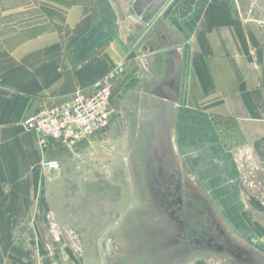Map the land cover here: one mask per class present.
<instances>
[{"label": "crops", "instance_id": "crops-1", "mask_svg": "<svg viewBox=\"0 0 264 264\" xmlns=\"http://www.w3.org/2000/svg\"><path fill=\"white\" fill-rule=\"evenodd\" d=\"M119 66L114 96L155 106L210 198L246 227L264 217L263 0H0V264H31L14 235L52 172L40 162L72 152L25 117Z\"/></svg>", "mask_w": 264, "mask_h": 264}, {"label": "rangeland", "instance_id": "rangeland-1", "mask_svg": "<svg viewBox=\"0 0 264 264\" xmlns=\"http://www.w3.org/2000/svg\"><path fill=\"white\" fill-rule=\"evenodd\" d=\"M118 90L115 82L109 127L45 174L29 231L14 235L27 262L264 264V217L245 216L243 227L228 215L200 183L201 170L185 167L169 132L160 138L155 106L116 97Z\"/></svg>", "mask_w": 264, "mask_h": 264}, {"label": "built area", "instance_id": "built-area-1", "mask_svg": "<svg viewBox=\"0 0 264 264\" xmlns=\"http://www.w3.org/2000/svg\"><path fill=\"white\" fill-rule=\"evenodd\" d=\"M121 72V66L111 68L89 87L74 90L56 104L39 107L25 117V128L38 136L41 145L52 143L73 152L94 133L109 127L115 113L113 85ZM40 165L45 171L59 168L58 160H42Z\"/></svg>", "mask_w": 264, "mask_h": 264}, {"label": "water", "instance_id": "water-1", "mask_svg": "<svg viewBox=\"0 0 264 264\" xmlns=\"http://www.w3.org/2000/svg\"><path fill=\"white\" fill-rule=\"evenodd\" d=\"M264 1V0H263ZM150 182H152L154 185H156L157 184V177L156 176H154V174L152 175V176H150ZM153 190V189H152ZM157 193V192H156ZM155 196H156V194H155ZM154 196V197H155ZM253 264V263H252ZM256 264V263H255Z\"/></svg>", "mask_w": 264, "mask_h": 264}, {"label": "trees", "instance_id": "trees-1", "mask_svg": "<svg viewBox=\"0 0 264 264\" xmlns=\"http://www.w3.org/2000/svg\"><path fill=\"white\" fill-rule=\"evenodd\" d=\"M113 91V90H112Z\"/></svg>", "mask_w": 264, "mask_h": 264}]
</instances>
